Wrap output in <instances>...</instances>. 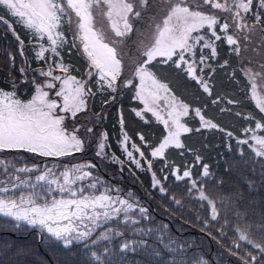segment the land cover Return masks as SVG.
Masks as SVG:
<instances>
[{
	"label": "snow or ice",
	"instance_id": "snow-or-ice-1",
	"mask_svg": "<svg viewBox=\"0 0 264 264\" xmlns=\"http://www.w3.org/2000/svg\"><path fill=\"white\" fill-rule=\"evenodd\" d=\"M0 9V26L14 37L21 57L10 90L0 88V152L21 162L2 173L0 231L36 229L67 253L82 246L73 264H264V228L253 238L231 220L232 200L197 179L214 173L190 143L204 130L222 133L227 150H247L259 159L264 184V0H0ZM73 53L79 68L71 63ZM9 64L16 68L14 54ZM166 72L184 80L198 106L173 92ZM224 80L238 86L258 114L246 110L243 98L223 92ZM125 110L143 122L132 136ZM217 113L240 126L216 120ZM25 154H31L30 166ZM89 156L99 163L77 162ZM106 160L118 166L110 172L113 180L127 173L144 189L140 175H146L150 189L182 217L183 197L198 195L203 214L190 222L203 235L181 240L163 225L140 226L151 224L149 206L101 177ZM152 191L145 196L153 199ZM250 208L255 211L254 204ZM207 237L225 252L200 253L202 245L210 247ZM29 251L15 249L9 264H25L13 257ZM137 252L147 261L127 260ZM52 255L54 264H69L55 250Z\"/></svg>",
	"mask_w": 264,
	"mask_h": 264
},
{
	"label": "trees",
	"instance_id": "trees-1",
	"mask_svg": "<svg viewBox=\"0 0 264 264\" xmlns=\"http://www.w3.org/2000/svg\"><path fill=\"white\" fill-rule=\"evenodd\" d=\"M0 14H3V9H0ZM17 31H20L17 27ZM12 46L13 48H18L17 42L10 32H6L3 26H0V48L1 46ZM26 55L32 56V52L27 47L26 41ZM66 60L69 59L67 54H65ZM3 59V58H2ZM71 63L76 65L77 68L80 67L82 61L74 53L70 58ZM35 67V64H33ZM166 68L167 66H162ZM16 68H2L0 65V88H5V90H10V84L8 81L13 76H19V72ZM86 71V67L81 69V72ZM75 75L76 73L73 72ZM169 79L164 81L169 84V87L175 92L177 96L184 100L185 103L192 104L193 107L198 106V104H193V96L190 90L187 88L183 79L175 77L170 73H164ZM223 79V77H222ZM222 91L230 94H234L238 98H243L245 100L246 110L249 112H255L258 114V110L255 109L254 102L248 100L245 97V93L239 90V87L234 85L231 81L224 80ZM127 104V100L125 99ZM100 106L99 100L96 101L97 109ZM191 114V113H190ZM216 115V120L222 123H233L236 127H239V123L236 121H230V118L226 114H214ZM126 125L131 130L129 135H133V131L139 132L143 128V122L137 123L138 118L129 114L127 110L124 112ZM116 117V112H112V120L109 121V127ZM189 117L188 119H190ZM198 120V118H197ZM214 122H216L214 120ZM156 130L162 128V125L156 123ZM147 135V133H145ZM191 135V134H186ZM222 133L213 130H204V135H193L190 143L194 144L199 148L204 156L214 176L209 178H204L202 175L197 179H206L207 183L203 185L206 190L210 188H216L224 197L232 200L234 211L230 213V218L232 221L238 223L241 227L247 228L252 231L253 238H259L261 235V229L264 228V214L261 213V209L264 208V184L261 183V162L259 159L254 158L253 154L245 150V154H241L239 150L233 148L232 150H227L222 142ZM136 141H139V135L133 137ZM226 139V137H224ZM235 141H233V144ZM109 151H115V148H110ZM14 155L6 154L0 152V158H5L6 162L11 161L21 166V162L12 160L10 157ZM31 154H25V162L29 165L31 161L29 159ZM76 156L80 157L81 154L77 153ZM117 155H120L117 152ZM6 156L8 157L6 159ZM123 158V157H122ZM85 159L92 160V157L81 158L77 162H85ZM51 160V158H49ZM93 163H99V158L92 160ZM104 167L100 168V175L104 180L111 181L113 184H121L125 188V191L129 189L136 192L137 196L141 198L150 208L152 212L153 219L150 225H140V226H150L154 229H159L163 225L166 229L171 230V235L176 239L186 240L189 237L202 236L203 234L199 229L195 228L190 221H192L197 215H202L200 211V205L197 203L198 195L193 196L189 201V198L184 196L183 201L185 203L182 209L183 217L179 213H173V206L169 205L166 200H163L160 194L152 191L149 187V178L146 175H140V179L144 182L145 188L140 189L137 184L132 183L131 178L125 173L123 180H113L112 175L118 171V166L110 161H104ZM110 172L112 175H110ZM222 181V182H221ZM250 181H255V186L253 187ZM182 185V181L176 182ZM146 191H152L153 199H149L145 196ZM184 188H176V195L178 198L182 196ZM238 193L243 194V199L236 201V196ZM219 203V202H218ZM255 205V211H251L250 206ZM238 213V215H237ZM0 219H3L0 217ZM164 233H157V235H163ZM129 238H133L129 233ZM38 231L34 229L22 228L20 234L13 231H0V264H9L8 254L12 253L15 249L23 247L29 249V254L21 257H13L14 259H20L25 261V264H54L53 261V250L56 251L59 259L61 261H68L69 264L73 262H78L80 260L79 253L82 250V246L73 249L71 253H67L63 250L61 245L52 244L42 237ZM139 239V236L135 237ZM150 242H154L153 238H148ZM199 243V241H197ZM205 244L210 247L205 248L203 245L199 249V252L204 254L206 257H215L218 252H225V247L223 244L217 245L216 241L211 240L210 237L205 238ZM244 245L241 244V252H243ZM119 251V249H117ZM118 257H114L117 259ZM222 259H235L231 256H223ZM127 260L135 261H147V257L142 253L137 252L135 254H129ZM155 264H160V262H155ZM239 264H243V261H239Z\"/></svg>",
	"mask_w": 264,
	"mask_h": 264
},
{
	"label": "rangeland",
	"instance_id": "rangeland-1",
	"mask_svg": "<svg viewBox=\"0 0 264 264\" xmlns=\"http://www.w3.org/2000/svg\"><path fill=\"white\" fill-rule=\"evenodd\" d=\"M9 54L15 55L16 66L19 67L20 63H21V57L19 55L18 48L16 49V48H13L12 46H6V45L1 46V48H0V65H1V67L5 69L7 66L9 68V66H10ZM77 115L80 116L81 114L78 113ZM149 115H151V114H149ZM189 117H191V114ZM189 117H186L185 119H188ZM153 120H154V118H153ZM10 162L11 161L6 162L5 158H0V181H4L7 179V176L2 174L5 171L6 166H7V170L9 171V174L11 173V167H12L11 163H14V162H11V163ZM79 163H84V162H79ZM78 183H80V182H78ZM37 190H40L39 187L37 188ZM27 229H31V228H27ZM34 230L37 231L36 229H34Z\"/></svg>",
	"mask_w": 264,
	"mask_h": 264
},
{
	"label": "water",
	"instance_id": "water-1",
	"mask_svg": "<svg viewBox=\"0 0 264 264\" xmlns=\"http://www.w3.org/2000/svg\"><path fill=\"white\" fill-rule=\"evenodd\" d=\"M164 102L162 101L161 104H163Z\"/></svg>",
	"mask_w": 264,
	"mask_h": 264
}]
</instances>
